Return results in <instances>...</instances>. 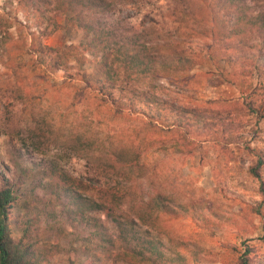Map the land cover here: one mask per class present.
I'll list each match as a JSON object with an SVG mask.
<instances>
[{"label":"rangeland","instance_id":"374dc122","mask_svg":"<svg viewBox=\"0 0 264 264\" xmlns=\"http://www.w3.org/2000/svg\"><path fill=\"white\" fill-rule=\"evenodd\" d=\"M173 1L97 15L0 0V189L20 264H240L244 249L264 264V0H189L210 31L176 44L201 62L184 71L164 68L190 24ZM135 52L154 70L129 69Z\"/></svg>","mask_w":264,"mask_h":264},{"label":"trees","instance_id":"16d2710c","mask_svg":"<svg viewBox=\"0 0 264 264\" xmlns=\"http://www.w3.org/2000/svg\"><path fill=\"white\" fill-rule=\"evenodd\" d=\"M115 0H59V2H65L66 5L78 3L81 4L82 2L88 3L91 8L94 10L98 5L102 6L100 10L96 8L97 10L94 11L97 13V15H101L100 13L110 12V9L114 5ZM202 2H207L209 0H201ZM212 1V0H211ZM228 1V0H226ZM174 5L172 6V9L175 11V13L185 15L187 16L189 23H193L197 21V23H201V27H192L190 24H186L181 31L179 28H176V34L178 36H182L184 39L180 40H172L169 46L172 44L174 48H176V44H180L183 42H186L190 45V40L192 38L202 39L208 37V35H205L204 33L210 30L205 29V22L199 17L198 13L190 12L185 13V10L188 12V8L192 7L189 0H174ZM113 13V12H110ZM215 22V20L213 21ZM196 23V24H197ZM215 25L212 26V30L214 29ZM215 32V31H214ZM214 35L217 37V32L213 34V31H211L210 35L211 38H214ZM213 44H209L208 42H205L204 47L200 48L199 53H202V50H205L204 54L207 56H211V52L213 50ZM156 49V48H155ZM160 49V48H158ZM155 51V50H154ZM197 52V51H196ZM195 51H192L191 49L186 48H176L172 49L171 53L174 55V58L169 60V65H165L164 68L173 69V71H184L186 63L188 64V67H193L194 65L201 63L200 60L195 59L194 56L196 55ZM136 55H138V52H135ZM129 58V57H128ZM135 60L129 58L130 68L131 70L135 72H147L149 70H154L155 62L152 64L148 59H145V56L138 55V58L134 56ZM203 59V58H202ZM173 66V67H170ZM188 70V69H187ZM257 175V174H256ZM12 200V193L9 189H0V264H20V262L23 260L21 256H18L10 247V243L8 242V238L6 235V225H5V210L7 208V204L10 203ZM248 249H244L242 252L241 258H240V264H248L247 259L244 258L247 254ZM245 255V256H244ZM28 264V263H25Z\"/></svg>","mask_w":264,"mask_h":264}]
</instances>
